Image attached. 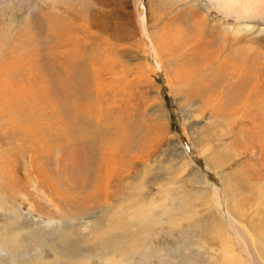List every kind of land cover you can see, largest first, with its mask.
Returning a JSON list of instances; mask_svg holds the SVG:
<instances>
[{
  "label": "rangeland",
  "instance_id": "obj_1",
  "mask_svg": "<svg viewBox=\"0 0 264 264\" xmlns=\"http://www.w3.org/2000/svg\"><path fill=\"white\" fill-rule=\"evenodd\" d=\"M215 7L0 0V264H264V78L233 121L194 106L218 76L221 104L243 80L195 59ZM228 18L221 31L264 39V16ZM98 218L106 235L81 241Z\"/></svg>",
  "mask_w": 264,
  "mask_h": 264
},
{
  "label": "bare ground",
  "instance_id": "obj_2",
  "mask_svg": "<svg viewBox=\"0 0 264 264\" xmlns=\"http://www.w3.org/2000/svg\"><path fill=\"white\" fill-rule=\"evenodd\" d=\"M215 1H216V7H215L216 12L219 13L220 9H225L226 12L227 11L228 12L222 13L221 14L222 16L220 18H217L218 14L213 15L211 11L207 12V15H209L210 17L214 19L217 18L216 20H219L220 21L219 23L215 22L214 24L213 23L207 24L208 23L206 21L207 19L206 20L205 18L199 19L198 23L195 26L194 31L197 33V35L199 34L200 37L207 36L211 40L209 41V44L207 43L208 46L206 45L207 47L205 48L206 50L205 53L203 55H200L199 57H196L195 59L201 62H206V61L212 62L213 60L214 61H216V59L218 60V57L220 56L221 59H224V62L222 65L228 68L227 75L231 77V75H234V73L237 72V74H242L243 80L241 79L242 81L240 80L241 82H239L238 84L234 86V89L232 90V93L229 97V102L228 103L226 102L225 104H221V101L220 103L218 102L219 94L221 93H219V91L218 93H215L214 91L216 90L214 86L216 84L219 85L220 81L226 78L225 74L222 76H218L217 78L219 79L213 82L211 86L209 84L210 83L209 81H208L209 83L204 82L205 84L198 91V94L201 95L203 98L204 96H206V98L203 101L202 100L196 101L194 106L196 108H198L199 106L200 107L204 106V108H208L209 111L211 112L216 111V117L222 118L223 121H227L226 123H228V121L234 120L233 117L235 115L237 116L239 115V113H241V116H242L243 112L245 111L244 106H246L247 103L245 101L247 100L243 101L244 103L243 105L242 103H239L238 105H236L238 103L236 100L241 96V93L247 92L246 87H247L248 82L256 83L258 81H262V79L264 78V50H263L264 49V39L263 38L261 39L259 37H249L246 35H237V34L232 33L231 30L227 32H223L221 31L223 28L220 26L223 25L224 23L229 22L228 17L233 16V15H234V18H237V19L242 18V20L245 19L246 17L249 18L248 20H250V19H256L257 16L258 17L264 16V0H215ZM208 10H209V7H208ZM193 12L194 11L189 10L187 14V19L189 16L193 14ZM196 41H200V38L198 40L197 36L195 39L188 38V41L182 42L181 44L179 43V45L181 48H187L191 43L196 42ZM246 96H247V93H246ZM227 104H232V105L227 106ZM189 105L191 104L187 105L188 110H189ZM227 107H230L228 109L231 111L230 116H228L229 115V111H228L227 112L228 114L226 113L224 117H221L222 116L221 113L225 112ZM229 128H230L229 125H224L222 127L223 130L225 129L224 132L222 134L219 133L217 136L218 137L222 136L224 133H226L229 130ZM169 133L170 131L166 129V134L169 135ZM182 163H184V160L182 161ZM74 177L76 178V176ZM128 199H129V196H128ZM130 199L132 202H137L139 204L142 203L139 196L131 195ZM212 207H215L217 209V205H215L214 202H213ZM167 210H168L167 208H164L162 211L163 212L162 214H165ZM143 218L144 220H142L136 225L138 230L145 229L149 224H153L157 220L155 216L153 215H150L146 218L143 217ZM81 224L83 225L82 227L85 229L82 230L83 232L82 231L80 232V233H83L81 234L80 239L81 241H87L89 243L93 241L100 242L99 240L102 238V236L106 235L107 231L109 230L108 225H105L103 223V220H101V218L95 219L89 223H81ZM63 231H66V230H63ZM229 247L230 246H228V244L226 246H223V248L225 249V252L227 251L230 252ZM107 254H110V252H107ZM40 258H41L40 253H37L36 259L33 260V263H27V264H47L46 262L41 261ZM263 260H264V256H263ZM27 261L28 260H25L21 263H15V264H22ZM76 263H77L76 260L67 261L66 263H63L62 261H59V260L54 261V264H76ZM107 264H112V263L108 262Z\"/></svg>",
  "mask_w": 264,
  "mask_h": 264
}]
</instances>
